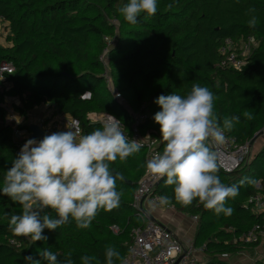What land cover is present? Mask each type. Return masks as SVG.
I'll use <instances>...</instances> for the list:
<instances>
[{
	"label": "trees",
	"instance_id": "16d2710c",
	"mask_svg": "<svg viewBox=\"0 0 264 264\" xmlns=\"http://www.w3.org/2000/svg\"><path fill=\"white\" fill-rule=\"evenodd\" d=\"M126 3L128 0H0V20L5 22L6 39L11 41L10 46L0 45V64L13 66L12 73L4 76L10 86L0 89V103L6 96H17L21 105L15 108L22 115L34 106L48 104L55 112L78 119L83 135L101 127L100 122L87 117L95 112L119 118L130 138L132 113H140L144 116L137 124L140 135L156 138L162 153L160 125L153 119L161 109L154 101L160 95H187L198 83L214 93V112L221 126L226 117H240V123L225 135L239 144L250 142L264 127V0H157V13L147 20L142 13L135 25L118 11ZM168 4L174 5L171 10L166 8ZM249 7L256 8L255 28L247 23ZM247 36L253 38L254 45L245 63L240 69L223 66L225 57L219 52L223 40L230 37L238 43ZM105 38L112 41L108 51ZM107 68L110 83L126 106L108 90ZM88 92L91 94L84 95ZM246 110L252 112V120L243 116ZM19 129L28 130V125ZM18 148L0 107V188ZM109 166L113 174L123 176L117 181V191L122 193L120 206L111 211L101 209L87 229L77 228L74 220L55 231L45 229L46 241L33 243L9 230L10 215L20 214L22 208L0 194V264H27L24 257L28 255L40 260L38 250L44 248L61 261L71 251L74 264H81L84 255H94V264H106L107 247L119 251L114 264L120 263L132 243L133 230L146 222L133 204L145 171L146 149L142 147L124 161L118 157ZM218 175L226 185L238 184L244 177L258 183H245L235 198H228L226 207L234 209L230 216L217 215L198 200L182 206L175 201L174 186L163 180L153 189L159 196L170 197L168 206L176 211L197 216L192 244L203 247L201 264H231L224 255L253 248L259 242L244 243L239 238L255 224L264 230V210L255 211L258 201L254 199H264V145L235 169L225 172L219 168ZM41 264L47 262L41 260Z\"/></svg>",
	"mask_w": 264,
	"mask_h": 264
},
{
	"label": "clouds",
	"instance_id": "9594fccd",
	"mask_svg": "<svg viewBox=\"0 0 264 264\" xmlns=\"http://www.w3.org/2000/svg\"><path fill=\"white\" fill-rule=\"evenodd\" d=\"M173 6L168 4L166 8L171 10ZM118 11L126 22L135 25L142 13L146 14L145 20L157 13V0H128ZM255 13V7L247 10L250 28L258 24ZM214 99L212 91L196 83L187 95H160L154 101L161 109L153 119L160 125L164 147L162 153L146 162V170L157 181L174 186L175 201L182 206L198 200L215 214L230 216L234 209L226 207L228 198H235L245 183L256 181L244 177L238 184L221 182L219 149L228 139L225 132L232 131L240 123V117H226L221 126L214 112ZM243 116L247 120L254 118L247 110ZM124 129L120 120L106 115L102 126L86 135L69 129L45 135L41 140L28 139L6 171L0 188V194L22 208L20 214L10 215L9 230L15 236L30 238L33 243L46 241L45 229L55 231L72 220L77 228L87 229L101 209L118 208L122 193L117 191V181L123 176L120 172L113 174L110 162L118 157L124 161L143 147L141 140L130 139ZM158 202L164 206L172 200L162 195ZM4 215L9 217L8 213ZM38 252L41 259L25 256L27 264H41V260L47 264H74L71 251L63 261L48 248ZM114 258H120L119 251L107 247L106 264H114ZM80 260L81 264H94L97 258L84 255Z\"/></svg>",
	"mask_w": 264,
	"mask_h": 264
},
{
	"label": "built area",
	"instance_id": "2783aa9c",
	"mask_svg": "<svg viewBox=\"0 0 264 264\" xmlns=\"http://www.w3.org/2000/svg\"><path fill=\"white\" fill-rule=\"evenodd\" d=\"M105 40H107L106 51H108V46L112 41L107 38H105ZM253 45L254 41L251 36H247L246 39H241L238 43H235L230 37L225 38L219 47V52L225 57L221 64L223 66L240 69L245 63V57L249 54ZM12 71L13 67L10 63L0 64V77L12 73ZM104 78L107 88L114 99H121L120 92L110 83L111 77L108 68L105 70ZM98 114L99 113H88L87 117L91 121L100 122L101 126L102 122L106 120V115H112L110 113H100L101 115L99 116ZM132 114L134 123L131 129L130 139L141 140L143 147L146 149L147 162L152 156L160 153L157 149V139L142 137L139 133L137 124L144 119V116L140 113ZM117 119L120 120L119 118ZM11 126L12 138L15 142L19 143L18 149L20 151L24 143L25 135L21 132L23 130L16 126V123H13ZM50 129V131L53 132L68 131L69 129L79 130L80 134L83 135L79 120L68 114L59 113L57 117L52 120ZM227 138L226 143L219 149L218 160L219 168L225 172H229L238 167L247 156L250 148L249 142L239 144L233 139ZM157 182V179L147 172L145 166L144 174L140 178L137 190L134 194L133 204L139 211L140 216L146 218V222L143 227L133 230L132 243L129 245L124 258L118 264H201L198 254L203 252V247H195L192 243L182 244L166 227L154 220L148 219L141 211L144 202L152 208H172L168 205H159V195L153 191ZM254 199L258 201L257 206H264V199L261 198V196H257ZM191 218L197 221V216L192 215ZM113 230L116 231V228ZM263 238L264 230H260L259 226L255 224L250 231L239 239L244 243H249L258 240L261 241Z\"/></svg>",
	"mask_w": 264,
	"mask_h": 264
},
{
	"label": "crops",
	"instance_id": "0c3cea01",
	"mask_svg": "<svg viewBox=\"0 0 264 264\" xmlns=\"http://www.w3.org/2000/svg\"><path fill=\"white\" fill-rule=\"evenodd\" d=\"M15 97H17V96H6V97H4L3 102L0 103V107H2L5 111V121H8V122H6L7 124H9V125H12L13 123L17 124L18 120H19L20 124H23L24 121H29L28 122L29 124H31V123L38 124L40 126V128L45 132L46 135H50L53 133V131H50L51 130L50 129L51 128V122L55 117H57V115L59 113L55 112L54 109L51 108L50 106H48V104H47L48 108L52 109V115H53L52 120L47 121L48 116L45 117V116H43V114H40L41 111H40V113L37 112L36 115H33L35 110L37 111V108H40L42 106V104H44V103H42L40 105L34 106L33 108L29 109L25 115H22L16 110V108H15V112L12 110L13 105H15V106L21 105L19 98L14 99ZM90 113H95V112H90ZM24 130H26V133H24V135H25L24 136V143H25L30 138H29V130H27V129H24ZM256 141H258L257 138L253 141V143H255ZM251 145H250V147H251ZM261 147H262V145L260 147H258L255 151H257ZM256 185H257V183H256ZM143 209L145 211H147L152 216V220H154L155 222L166 227L172 233V235L174 237H176L182 244L185 245L188 243H192L194 235H195V231H196L197 221H193V219L191 218L190 215L176 211L173 208H152V207L148 206L146 202L143 203ZM261 210H264V208L263 207L259 208L256 206V208H255L256 212L261 211ZM251 249L252 248L244 250L246 255L251 254ZM240 252H238L236 254H232V255H237ZM239 261L244 262V260H239ZM239 261H237V262L235 261V263H238Z\"/></svg>",
	"mask_w": 264,
	"mask_h": 264
},
{
	"label": "rangeland",
	"instance_id": "374dc122",
	"mask_svg": "<svg viewBox=\"0 0 264 264\" xmlns=\"http://www.w3.org/2000/svg\"><path fill=\"white\" fill-rule=\"evenodd\" d=\"M7 32H8V29L5 26V22L0 20V45L3 46V47H7V46L11 45V41L6 39L7 38ZM9 86H10V84L6 80V78L5 77H0V89L1 90H6L7 88H9ZM14 99H18V97H15ZM118 101H119L120 104L127 105L126 102H125V99L123 97H121V99H119ZM14 106L15 105H13V108L12 107L11 108L15 112V107ZM40 111H41V113H40ZM35 112L33 113V115H36L37 112H38L40 114H43V116H45V117L48 116L47 121L53 119L52 109H49L47 104H42V106L40 108H37V111L35 110ZM101 114H98V115L100 116ZM5 122H8V121H5ZM28 122L29 121H24L23 124L17 123L16 126L19 127L20 125H27V124L29 125ZM22 130L23 131H21V132L23 134L26 133V130H24V129H22ZM257 132H258V134H257L256 138L258 139V141H256L255 143H253L251 145L247 155L248 154L249 155L253 154L258 147H260L261 145L262 146L264 145V127L261 130L257 131ZM23 144H22V146H23ZM257 207H259V206H257ZM259 208H262V207H259ZM263 208H264V206H263ZM223 257H225L229 262H231V264L235 263V261L237 262L239 260H244V262L245 261L246 262H249V261H253L254 262L255 260H261L262 262H264V243H263V240L261 239V241H259L258 244L251 249V254L250 255L249 254L246 255L245 251L243 250V252L241 251L237 255H232V256L231 255H228V256L224 255ZM198 258L201 261L203 260V258H204L203 252H200L198 254Z\"/></svg>",
	"mask_w": 264,
	"mask_h": 264
},
{
	"label": "water",
	"instance_id": "95a60500",
	"mask_svg": "<svg viewBox=\"0 0 264 264\" xmlns=\"http://www.w3.org/2000/svg\"><path fill=\"white\" fill-rule=\"evenodd\" d=\"M28 130H29V138L30 139H37V140H41L46 134L45 132L40 128V126L38 124H34L31 123L28 125ZM257 133L254 134V136L252 137L251 141H250V145L253 143V141L256 139L257 137ZM141 211L143 212V214L150 220H152V216L145 211L144 209H141Z\"/></svg>",
	"mask_w": 264,
	"mask_h": 264
}]
</instances>
